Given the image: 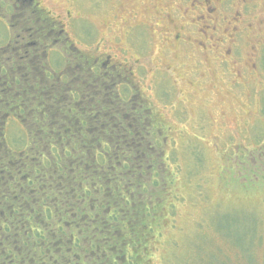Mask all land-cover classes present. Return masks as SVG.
<instances>
[{"label":"flooded vegetation","instance_id":"1","mask_svg":"<svg viewBox=\"0 0 264 264\" xmlns=\"http://www.w3.org/2000/svg\"><path fill=\"white\" fill-rule=\"evenodd\" d=\"M72 18L0 0V264H149L172 182L136 74L147 51H90L88 29L79 48Z\"/></svg>","mask_w":264,"mask_h":264},{"label":"rangeland","instance_id":"2","mask_svg":"<svg viewBox=\"0 0 264 264\" xmlns=\"http://www.w3.org/2000/svg\"><path fill=\"white\" fill-rule=\"evenodd\" d=\"M39 1L72 15L79 48L88 29L90 51H147L136 74L169 127L156 155L172 182L149 264H264V0Z\"/></svg>","mask_w":264,"mask_h":264}]
</instances>
